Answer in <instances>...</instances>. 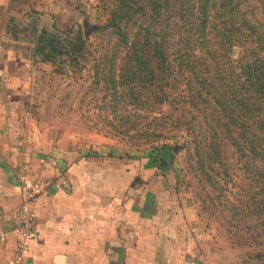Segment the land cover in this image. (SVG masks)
Wrapping results in <instances>:
<instances>
[{
	"label": "rangeland",
	"instance_id": "374dc122",
	"mask_svg": "<svg viewBox=\"0 0 264 264\" xmlns=\"http://www.w3.org/2000/svg\"><path fill=\"white\" fill-rule=\"evenodd\" d=\"M18 1L7 38L29 58L20 99L30 147L48 150L59 173L54 149L156 165L191 218L194 260L264 263V118L236 100L239 47L172 57L163 73L156 54L121 44L115 0Z\"/></svg>",
	"mask_w": 264,
	"mask_h": 264
},
{
	"label": "crops",
	"instance_id": "0c3cea01",
	"mask_svg": "<svg viewBox=\"0 0 264 264\" xmlns=\"http://www.w3.org/2000/svg\"><path fill=\"white\" fill-rule=\"evenodd\" d=\"M19 7L18 0H0V264H264L194 260L191 218L178 210L156 165L54 149L71 184L61 186L48 150L31 148L23 128L20 82L29 58L7 38ZM22 168L35 186L28 206L37 234L18 259L12 214L24 201Z\"/></svg>",
	"mask_w": 264,
	"mask_h": 264
},
{
	"label": "trees",
	"instance_id": "16d2710c",
	"mask_svg": "<svg viewBox=\"0 0 264 264\" xmlns=\"http://www.w3.org/2000/svg\"><path fill=\"white\" fill-rule=\"evenodd\" d=\"M115 2L111 22L116 28L121 44L131 53L145 51L156 54L162 61L163 73L172 72V65L168 62L172 57L183 64L187 58L199 57L196 53L199 50L211 58H216L227 55L231 47L237 45L239 52L235 64L237 70L234 73L238 88L236 100L240 102L242 109L250 108L258 122L262 121L264 0H115ZM120 22L125 26L122 27ZM130 26L135 28L132 30ZM130 33L141 36L140 43L138 37H131ZM138 44H142L143 49L139 50ZM226 59L229 58L226 56ZM206 69L210 72L211 67L208 66ZM221 71L213 70V73L221 76ZM231 72V66H228L224 74L229 77ZM220 79L225 80V77L221 76ZM207 82L202 81L204 88ZM208 86L218 89L212 81H209Z\"/></svg>",
	"mask_w": 264,
	"mask_h": 264
},
{
	"label": "built area",
	"instance_id": "2783aa9c",
	"mask_svg": "<svg viewBox=\"0 0 264 264\" xmlns=\"http://www.w3.org/2000/svg\"><path fill=\"white\" fill-rule=\"evenodd\" d=\"M61 178V186L69 190L71 187L70 181L63 172L59 173ZM19 181L21 183L22 193L24 195V201L15 209L12 214L15 229L18 233L17 241V258L21 259L22 255L28 250L30 241L36 236V224L35 213L28 206V202L32 198V194L35 191V186L32 184L28 177L25 168H22L18 174ZM192 264H197L195 261Z\"/></svg>",
	"mask_w": 264,
	"mask_h": 264
}]
</instances>
